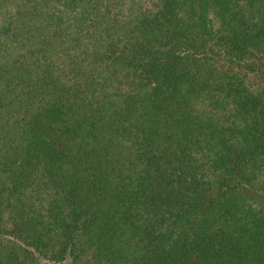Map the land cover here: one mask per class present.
Wrapping results in <instances>:
<instances>
[{
	"label": "trees",
	"instance_id": "obj_1",
	"mask_svg": "<svg viewBox=\"0 0 264 264\" xmlns=\"http://www.w3.org/2000/svg\"><path fill=\"white\" fill-rule=\"evenodd\" d=\"M0 264H264V0H0Z\"/></svg>",
	"mask_w": 264,
	"mask_h": 264
}]
</instances>
